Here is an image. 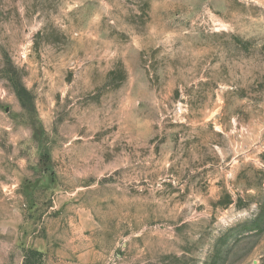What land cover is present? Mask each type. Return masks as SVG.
I'll list each match as a JSON object with an SVG mask.
<instances>
[{
  "label": "rangeland",
  "instance_id": "obj_1",
  "mask_svg": "<svg viewBox=\"0 0 264 264\" xmlns=\"http://www.w3.org/2000/svg\"><path fill=\"white\" fill-rule=\"evenodd\" d=\"M28 250L264 264V0H0V264Z\"/></svg>",
  "mask_w": 264,
  "mask_h": 264
},
{
  "label": "trees",
  "instance_id": "obj_2",
  "mask_svg": "<svg viewBox=\"0 0 264 264\" xmlns=\"http://www.w3.org/2000/svg\"><path fill=\"white\" fill-rule=\"evenodd\" d=\"M47 160H50V157L48 155L45 156ZM42 253L34 250H28L26 251L25 257H24V264H39L42 260Z\"/></svg>",
  "mask_w": 264,
  "mask_h": 264
}]
</instances>
